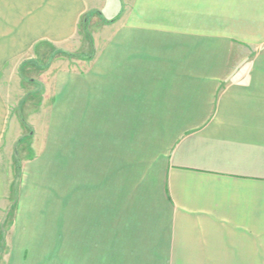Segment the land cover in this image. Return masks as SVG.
<instances>
[{
	"label": "crops",
	"instance_id": "obj_1",
	"mask_svg": "<svg viewBox=\"0 0 264 264\" xmlns=\"http://www.w3.org/2000/svg\"><path fill=\"white\" fill-rule=\"evenodd\" d=\"M100 1L0 0V230L11 204L2 169L19 164L14 149L25 124L15 110L30 93L32 64L59 68L64 165L74 137L76 165L93 171L132 149L134 132L167 136L164 220L133 227L147 231L133 238L80 224L76 238L56 242L60 252L34 249L0 263L264 264V0H121L113 13L121 17H104L116 19L104 21L108 31L91 32L94 46L72 50L88 38L85 17L88 26L102 19ZM55 53L77 55L69 56L75 66L61 57L55 64ZM51 111L26 112L44 117L50 134ZM30 138L19 146L23 162L53 164L50 138L41 157L24 156L40 148ZM102 196L116 197L108 189L97 204Z\"/></svg>",
	"mask_w": 264,
	"mask_h": 264
},
{
	"label": "rangeland",
	"instance_id": "obj_2",
	"mask_svg": "<svg viewBox=\"0 0 264 264\" xmlns=\"http://www.w3.org/2000/svg\"><path fill=\"white\" fill-rule=\"evenodd\" d=\"M121 2V0L100 1V6L104 10V13L100 14L102 19L87 26L88 32L96 35L102 34L104 30L107 32L106 24L109 20L104 17H112L113 13L119 11ZM121 15L122 13H119L113 17H121ZM76 40L72 46L69 45V48L82 52L90 39L85 37L84 47ZM53 57L55 64L56 58L60 57L69 58V66L76 63V58H71L64 53H55ZM40 66L32 64L31 72L29 70L26 72L29 80L34 78L32 83L28 81L27 84L30 93L27 100L15 110L16 114L20 115L22 124H25V131H22V134L19 133L14 149V161L19 163V172L17 166H14L15 171L11 172L6 161L2 169L6 187L10 189L11 204L3 221V231L0 230V238L5 239L4 244L0 245L1 258L13 253L27 254L35 250L39 252L45 248H50L48 253H54L55 249L56 252L57 250L60 252L61 245L56 242L59 243L61 238H76L77 227L80 224L88 228L100 223L105 233L111 232L117 238L144 235L143 232L147 231L133 227L149 221L164 220L162 178L167 136L160 141L156 140V134L151 132L148 140L143 139V135L139 132L137 134L134 132L131 140L132 149L119 150L115 165L94 167L93 171L91 167L79 168L76 165L77 137H74L69 151L70 164L64 165L61 160L60 102L54 84V76L59 68ZM21 106L24 107L25 116ZM43 107L47 108V112L52 110V115L53 112L55 115L53 132L50 134L44 117L33 119L28 116V112L33 113ZM30 137H35L41 143L40 148L35 154L31 151L29 154L28 151L27 156H24L41 157L50 138L51 144L56 147L52 157L53 164H50L48 159L38 162L35 166L33 164L27 166L23 162L19 146L24 139ZM13 174L16 176L15 180ZM108 189L114 191L116 195L114 200L110 201L109 198L102 196L97 204V195H102ZM16 208H20L18 213ZM109 223L115 224L111 231L107 229ZM45 237L49 238L53 244L44 246L46 240L44 241L43 238ZM29 241H35L34 244H40V242L43 244L36 246ZM0 264H9V262L2 261Z\"/></svg>",
	"mask_w": 264,
	"mask_h": 264
},
{
	"label": "trees",
	"instance_id": "obj_3",
	"mask_svg": "<svg viewBox=\"0 0 264 264\" xmlns=\"http://www.w3.org/2000/svg\"><path fill=\"white\" fill-rule=\"evenodd\" d=\"M116 19H112V20H109L108 22H113V21H115ZM88 24V17H85V20H84V30H85V32H86V34H87V36L89 37V39H90V42H91V45H92V47L94 46V43H93V37H92V35L88 32V30H87V25ZM69 56H77V55H72V54H69ZM91 56H92V54H90V55H88L87 57L88 58H91Z\"/></svg>",
	"mask_w": 264,
	"mask_h": 264
}]
</instances>
